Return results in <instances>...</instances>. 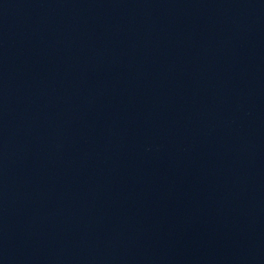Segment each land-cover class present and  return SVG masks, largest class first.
Listing matches in <instances>:
<instances>
[{
	"label": "water",
	"instance_id": "95a60500",
	"mask_svg": "<svg viewBox=\"0 0 264 264\" xmlns=\"http://www.w3.org/2000/svg\"><path fill=\"white\" fill-rule=\"evenodd\" d=\"M0 264H264V0H0Z\"/></svg>",
	"mask_w": 264,
	"mask_h": 264
}]
</instances>
